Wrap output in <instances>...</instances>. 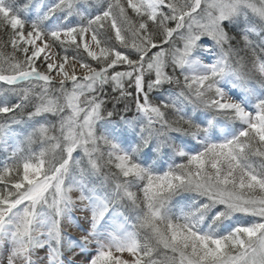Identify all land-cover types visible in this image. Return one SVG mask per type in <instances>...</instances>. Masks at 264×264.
I'll return each instance as SVG.
<instances>
[{
	"label": "snow or ice",
	"instance_id": "1",
	"mask_svg": "<svg viewBox=\"0 0 264 264\" xmlns=\"http://www.w3.org/2000/svg\"><path fill=\"white\" fill-rule=\"evenodd\" d=\"M0 155V264H264V0H0Z\"/></svg>",
	"mask_w": 264,
	"mask_h": 264
},
{
	"label": "rangeland",
	"instance_id": "2",
	"mask_svg": "<svg viewBox=\"0 0 264 264\" xmlns=\"http://www.w3.org/2000/svg\"><path fill=\"white\" fill-rule=\"evenodd\" d=\"M72 235H76V233L73 231L72 233H71ZM41 255H43V253H41Z\"/></svg>",
	"mask_w": 264,
	"mask_h": 264
},
{
	"label": "trees",
	"instance_id": "3",
	"mask_svg": "<svg viewBox=\"0 0 264 264\" xmlns=\"http://www.w3.org/2000/svg\"><path fill=\"white\" fill-rule=\"evenodd\" d=\"M111 105H109V107H110ZM134 110V109H133Z\"/></svg>",
	"mask_w": 264,
	"mask_h": 264
}]
</instances>
